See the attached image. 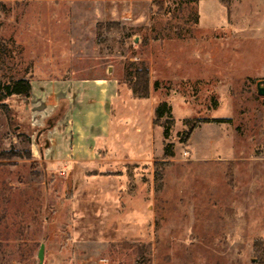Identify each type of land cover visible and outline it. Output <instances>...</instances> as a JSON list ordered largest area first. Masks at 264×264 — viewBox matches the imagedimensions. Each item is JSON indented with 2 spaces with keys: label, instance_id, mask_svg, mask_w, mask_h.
Masks as SVG:
<instances>
[{
  "label": "rangeland",
  "instance_id": "obj_1",
  "mask_svg": "<svg viewBox=\"0 0 264 264\" xmlns=\"http://www.w3.org/2000/svg\"><path fill=\"white\" fill-rule=\"evenodd\" d=\"M155 1L0 0V80L28 77L39 96L0 106V264H39L42 243L43 264H264V0H158L159 15ZM141 59L152 98L124 82ZM103 75L122 86L112 137L142 159H52L68 104L39 86ZM162 100L167 138L151 121ZM246 200L263 204L242 228L233 214L226 255L228 204Z\"/></svg>",
  "mask_w": 264,
  "mask_h": 264
},
{
  "label": "crops",
  "instance_id": "obj_2",
  "mask_svg": "<svg viewBox=\"0 0 264 264\" xmlns=\"http://www.w3.org/2000/svg\"><path fill=\"white\" fill-rule=\"evenodd\" d=\"M150 77L151 96L149 98H152L154 90H160V84L159 82L157 86H155L156 82L153 84L152 71ZM49 80L50 81L41 84L39 86L40 89L49 92V98L57 96L59 102L61 99L62 102L68 104L66 112L62 113V116L60 117L62 120H67L66 125L60 126V121H56L51 133H54L57 136L49 138L46 143V149L48 150L47 153H50L52 159H73L77 161L95 159L140 161L142 159L139 156L128 157L126 151H124L122 143L112 137V105L118 99L119 91L122 87L117 79L103 75L96 77L71 76L66 77V79L52 77ZM31 84V95H36L39 98L37 94L38 91L36 92V87L33 81ZM162 101H159L158 103ZM152 103L151 108L153 109L151 110H153V114L151 115V121L154 127L153 117L156 105L154 101ZM47 104H49V102ZM43 105V102H41L36 107ZM159 127L162 128V126ZM137 133H139L138 129ZM36 142L38 145V138L36 139ZM262 204L263 202H252L249 200L235 204L234 202L228 204L229 207H236L237 209L234 208L235 210L227 211L228 214L232 213V215L225 216L227 220V229L223 237L226 238L227 250L224 254H232L230 251L233 249L234 233L236 230L235 217L233 214L236 212V216L242 224L240 228H242L243 224L246 223L245 217L250 214L248 208L252 206L258 207ZM215 206L216 208L219 207L218 205H213V207ZM254 211V209L251 210V212ZM216 212L218 213L219 210H216ZM222 216V218H224V215ZM219 223L223 224L224 220L220 219L217 224ZM262 238L264 239V236H262ZM221 251L216 248L217 254H220Z\"/></svg>",
  "mask_w": 264,
  "mask_h": 264
},
{
  "label": "trees",
  "instance_id": "obj_3",
  "mask_svg": "<svg viewBox=\"0 0 264 264\" xmlns=\"http://www.w3.org/2000/svg\"><path fill=\"white\" fill-rule=\"evenodd\" d=\"M159 6L158 0L154 2V7ZM178 6V5H177ZM170 12V11H169ZM159 14H166L165 10H163V6H159L154 12V15ZM195 23H197L198 15H193ZM189 18L187 19V21ZM98 34H100L102 24H98ZM117 27L124 30L125 28L117 24ZM178 29V28H177ZM181 36V34H179ZM3 39L0 37V46H3ZM149 43V39L145 38L143 40V45L147 46ZM124 82L127 84L128 88L131 90L132 95L136 98H148L150 97L151 93V78H150V67L146 60L141 59L140 61H132L127 60L124 63ZM158 85L156 82L155 86ZM32 92V84L31 79L28 77H19V78H9L7 81L2 82L0 80V106L5 108L7 111L10 112L9 107L7 106V100L14 95L30 97ZM172 117V107L167 101L160 102L155 110H154V120L153 123L163 127V135L167 138L170 134V125H171V118ZM165 119V120H163ZM219 122H223L224 120H215ZM194 130V126L189 131L190 135L191 132ZM27 140H30V137L27 136ZM164 155L165 157H170L173 155L172 151L168 149V144L165 146ZM254 250L256 253H263V245H261V249L259 248L257 241L254 243ZM143 255H147L146 252ZM143 260V258H142ZM140 264H146L144 262Z\"/></svg>",
  "mask_w": 264,
  "mask_h": 264
},
{
  "label": "water",
  "instance_id": "obj_4",
  "mask_svg": "<svg viewBox=\"0 0 264 264\" xmlns=\"http://www.w3.org/2000/svg\"><path fill=\"white\" fill-rule=\"evenodd\" d=\"M257 92L258 94L264 96V79H261L257 82ZM39 264H43L44 260V243L41 244L38 251Z\"/></svg>",
  "mask_w": 264,
  "mask_h": 264
}]
</instances>
